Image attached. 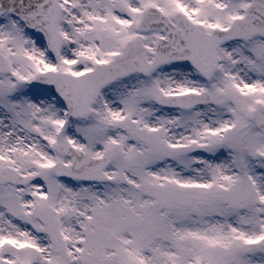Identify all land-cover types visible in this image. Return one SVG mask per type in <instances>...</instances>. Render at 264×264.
Here are the masks:
<instances>
[{
  "label": "snow or ice",
  "instance_id": "1",
  "mask_svg": "<svg viewBox=\"0 0 264 264\" xmlns=\"http://www.w3.org/2000/svg\"><path fill=\"white\" fill-rule=\"evenodd\" d=\"M0 264H264V0H0Z\"/></svg>",
  "mask_w": 264,
  "mask_h": 264
}]
</instances>
